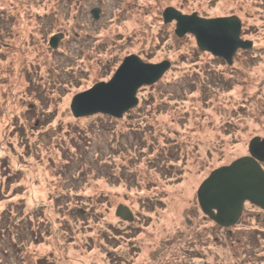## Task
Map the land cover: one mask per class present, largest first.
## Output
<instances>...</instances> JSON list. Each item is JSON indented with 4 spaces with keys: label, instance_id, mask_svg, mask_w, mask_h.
Segmentation results:
<instances>
[{
    "label": "rangeland",
    "instance_id": "obj_1",
    "mask_svg": "<svg viewBox=\"0 0 264 264\" xmlns=\"http://www.w3.org/2000/svg\"><path fill=\"white\" fill-rule=\"evenodd\" d=\"M168 8L237 16L253 47L229 65L193 35L179 39L176 22L164 23ZM132 55L171 68L122 119L75 118L73 98ZM256 137L264 0H0V264H264L260 208L221 227L197 198ZM120 205L133 222L116 216Z\"/></svg>",
    "mask_w": 264,
    "mask_h": 264
},
{
    "label": "water",
    "instance_id": "obj_2",
    "mask_svg": "<svg viewBox=\"0 0 264 264\" xmlns=\"http://www.w3.org/2000/svg\"><path fill=\"white\" fill-rule=\"evenodd\" d=\"M84 1V0H79ZM99 9L93 10L95 19ZM166 25L176 22L175 34L179 39L193 35L198 48L214 57L233 64L238 50H249L253 43L241 38L242 23L237 16L214 19L202 18L198 13L184 15L175 8L164 12ZM63 35L51 37L50 47L58 48ZM171 63H145L137 55L127 57L109 82H101L73 98L71 112L75 118L106 115L122 119L138 106V91L156 84L170 70ZM264 138L256 137L249 145V155L230 165L214 170L197 192L201 211L221 227L235 226L240 220L246 202L264 210ZM82 213V211H79ZM116 216L134 221L127 206L120 205Z\"/></svg>",
    "mask_w": 264,
    "mask_h": 264
},
{
    "label": "trees",
    "instance_id": "obj_3",
    "mask_svg": "<svg viewBox=\"0 0 264 264\" xmlns=\"http://www.w3.org/2000/svg\"><path fill=\"white\" fill-rule=\"evenodd\" d=\"M251 51L252 50H250V51H241L244 55V57H246L247 55H249L250 53H251ZM258 53H260V52H258ZM259 54H256V55H254L253 57H257ZM223 64H225L224 62H222ZM160 84V83H159ZM159 84H158V86H159ZM107 118V121L108 122H110V124L111 125H113L114 124V122H116V120L114 121L112 118H109V117H106ZM107 123V122H106ZM132 125H129V127H131ZM134 127V126H133ZM138 130L137 131H139L140 129L139 128H137ZM149 129H151V128H147L146 127V129H143V131H142V133L143 134H145V136L146 137H151V133H152V131H148ZM143 134H141V136L143 135ZM134 138L135 139H138V141H139V137L136 135V134H134ZM86 141L85 142H89V140H87V139H85ZM170 149V148H169ZM77 155V156H76ZM75 156L77 157V158H81V157H83V154H76ZM67 166V165H66ZM65 166V167H66ZM7 181H10V179H9V177L7 178ZM18 224H22L19 228H22L25 232H27V231H29V229L30 228H28L27 229V226H28V224L26 223V222H22V223H18ZM18 228V229H19ZM39 230V229H38ZM35 234H38L39 235V231H36V233ZM18 254V253H17Z\"/></svg>",
    "mask_w": 264,
    "mask_h": 264
},
{
    "label": "flooded vegetation",
    "instance_id": "obj_4",
    "mask_svg": "<svg viewBox=\"0 0 264 264\" xmlns=\"http://www.w3.org/2000/svg\"><path fill=\"white\" fill-rule=\"evenodd\" d=\"M77 1H79V0H77ZM88 1V0H87ZM86 0H84V1H82V2H87ZM80 2V1H79ZM94 9H97V8H93V9H90V11H89V13L92 15V17L94 18V15H93V10ZM99 9V11L101 12V10H100V8H98ZM95 19V18H94ZM252 206L253 207V205L252 204H250V203H245V206H244V209H243V213H242V216L241 217H243L244 216V214H245V210H246V206ZM255 207V206H254ZM257 208V207H256ZM257 209H259V208H257ZM262 212H264V210H262V209H260ZM238 224V223H237ZM236 224V225H237ZM228 232H229V230H228ZM230 234H231V231H230Z\"/></svg>",
    "mask_w": 264,
    "mask_h": 264
},
{
    "label": "bare ground",
    "instance_id": "obj_5",
    "mask_svg": "<svg viewBox=\"0 0 264 264\" xmlns=\"http://www.w3.org/2000/svg\"><path fill=\"white\" fill-rule=\"evenodd\" d=\"M263 164H264V163H262V167H263ZM263 169H264V167H263ZM246 203H249V202H246ZM244 206H245V205H244ZM247 206H248V205H247ZM247 206H246V207H247Z\"/></svg>",
    "mask_w": 264,
    "mask_h": 264
}]
</instances>
